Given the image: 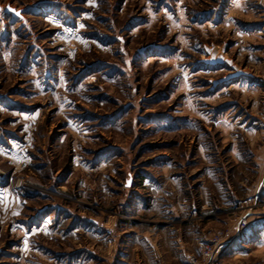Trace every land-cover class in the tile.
<instances>
[{"label": "rangeland", "instance_id": "obj_1", "mask_svg": "<svg viewBox=\"0 0 264 264\" xmlns=\"http://www.w3.org/2000/svg\"><path fill=\"white\" fill-rule=\"evenodd\" d=\"M262 82L264 0H0V187L9 139L28 146L13 190L81 206L120 195L128 172L138 176L149 158L167 156L183 185L204 182L205 241L237 234L215 261L199 242L191 256L264 264ZM113 201L106 215L115 214ZM35 239L47 254L73 245Z\"/></svg>", "mask_w": 264, "mask_h": 264}, {"label": "crops", "instance_id": "obj_2", "mask_svg": "<svg viewBox=\"0 0 264 264\" xmlns=\"http://www.w3.org/2000/svg\"><path fill=\"white\" fill-rule=\"evenodd\" d=\"M237 31L241 35L248 34L246 30ZM245 77H241L242 82L252 81ZM235 83L236 80L232 79L229 87ZM259 86L264 89L263 82ZM262 117L264 118V113ZM261 134H264V129ZM13 140L9 139L5 143L10 172L7 173L9 177L4 186L0 187V215L5 228L4 246H0V261H16L20 264H32L29 261H52V264L67 261L68 264H80L78 261H84L82 264H93L97 261L94 255L99 254L98 261L101 264H190V253L197 250L196 244L209 236L204 220L205 202H202L204 182L200 180L197 185H194L195 182L183 185L182 175L169 174L174 165L167 156L153 161V158H149L150 169H141L138 176L128 172L120 195L110 196L104 193L100 195V199L88 197L86 200L91 206H81L57 202L28 189L13 190L9 182L13 179L14 167L17 168L26 159L24 150L28 147L27 144H19ZM85 161L76 163L81 165ZM73 162L71 159L72 164ZM189 164V161L182 163L181 167L186 168ZM105 186L106 189L109 188V185L104 184V191ZM141 189L145 191L144 194ZM184 190H191V196L181 198L180 193L174 192ZM261 194L264 195V177L261 181ZM114 199L116 201L113 202L116 203L112 211L115 214L106 215L109 213L108 203ZM98 204L100 210L92 207ZM122 215L132 219H126ZM160 216H169L177 222L173 225L154 220L155 222L147 224L141 219H156ZM110 228L113 229V235L108 237L105 230ZM1 232L2 228L0 237ZM38 234L64 245L70 241L73 245H68L66 249L59 247L53 254H47L36 243L35 237ZM78 234L95 241V246L78 243Z\"/></svg>", "mask_w": 264, "mask_h": 264}, {"label": "built area", "instance_id": "obj_3", "mask_svg": "<svg viewBox=\"0 0 264 264\" xmlns=\"http://www.w3.org/2000/svg\"><path fill=\"white\" fill-rule=\"evenodd\" d=\"M126 217V216H124ZM127 218V217H126ZM249 224L246 221H242L240 225V229H246L248 228ZM221 234V232H220ZM105 235L106 236H111L112 235V230L111 229H106L105 230ZM237 234H234L230 239H225L221 235L218 238H212L207 241H201L198 244V248L200 253L202 254L203 258L208 260V261H215L217 259V256L219 255V250L221 247L225 248L227 247L234 239H236ZM190 261L193 264H199L198 261H200L196 256H191Z\"/></svg>", "mask_w": 264, "mask_h": 264}]
</instances>
